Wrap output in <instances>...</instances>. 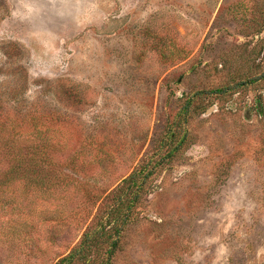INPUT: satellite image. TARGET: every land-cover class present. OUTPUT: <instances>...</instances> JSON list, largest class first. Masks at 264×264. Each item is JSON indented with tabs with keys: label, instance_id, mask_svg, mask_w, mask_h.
I'll use <instances>...</instances> for the list:
<instances>
[{
	"label": "rangeland",
	"instance_id": "rangeland-1",
	"mask_svg": "<svg viewBox=\"0 0 264 264\" xmlns=\"http://www.w3.org/2000/svg\"><path fill=\"white\" fill-rule=\"evenodd\" d=\"M196 93L111 264H264V0H0V126L68 149L32 170L50 200L0 208V264L65 256Z\"/></svg>",
	"mask_w": 264,
	"mask_h": 264
},
{
	"label": "trees",
	"instance_id": "trees-1",
	"mask_svg": "<svg viewBox=\"0 0 264 264\" xmlns=\"http://www.w3.org/2000/svg\"><path fill=\"white\" fill-rule=\"evenodd\" d=\"M187 97L181 106L174 121H171L165 132L162 143L168 148L158 151L144 165L133 170L129 176L123 179L122 185L109 193L110 200L102 211L95 229L86 232L81 240L75 244L70 251L55 264H111L121 240V234L126 227L136 207L140 203L141 195L148 188V180L153 178L157 172L162 170L182 153L187 141V130L185 124L188 122L193 111L201 109L196 103V96ZM15 123V122H14ZM8 119L7 123L0 126V162L10 161V165L0 175V208L12 205L11 215L21 209L24 201L43 198L50 200L54 184L51 181H44L34 176L32 170L40 163H49L61 157L56 154L67 152V144L62 139L54 140L50 135V127L34 124V129L23 135L22 132L12 131L17 126ZM17 123V121H16ZM7 124V126H6ZM30 139H26L29 137ZM66 146V147H65ZM67 154V153H66ZM27 168L22 173L21 169ZM68 180V177H66ZM22 183L23 197L17 199L19 190L15 189L17 181ZM64 178H58V186L64 184ZM69 183V180L67 181ZM152 185V183H150ZM19 207V205H21ZM13 218V217H12ZM18 218L16 217V220ZM15 220V221H16ZM19 220V219H18ZM10 233L21 237L27 233L26 226L21 223L19 226L14 223H7ZM4 225L1 219L0 226ZM101 257H103L101 259Z\"/></svg>",
	"mask_w": 264,
	"mask_h": 264
}]
</instances>
